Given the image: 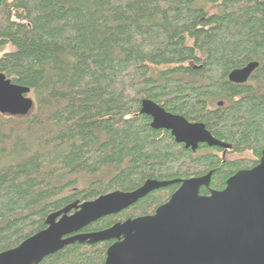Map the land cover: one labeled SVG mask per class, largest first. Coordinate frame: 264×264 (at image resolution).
I'll use <instances>...</instances> for the list:
<instances>
[{
  "label": "trees",
  "instance_id": "trees-1",
  "mask_svg": "<svg viewBox=\"0 0 264 264\" xmlns=\"http://www.w3.org/2000/svg\"><path fill=\"white\" fill-rule=\"evenodd\" d=\"M251 60L244 82L228 80ZM0 72L34 102L23 115L0 112V252L44 228L49 212L147 178L210 171L200 193L221 189L264 148V0H0ZM144 98L230 147H184L150 126ZM244 151L251 160L223 156ZM177 186L82 231L150 214ZM108 243H69L37 264H103Z\"/></svg>",
  "mask_w": 264,
  "mask_h": 264
},
{
  "label": "water",
  "instance_id": "water-1",
  "mask_svg": "<svg viewBox=\"0 0 264 264\" xmlns=\"http://www.w3.org/2000/svg\"><path fill=\"white\" fill-rule=\"evenodd\" d=\"M257 60L231 69V82H244ZM30 88L0 72V112L26 114L33 106ZM218 104H222L221 101ZM139 112L150 126L169 130L174 140L196 150L200 143L229 148L204 123L190 121L144 98ZM210 171L182 179L147 178L131 190H112L89 200L70 202L49 212L45 227L0 252V264H37L64 245L114 239L103 264H264V148L251 168L238 169L221 189L209 186ZM178 183L169 198L150 214L127 217L90 231L82 229L107 214L117 213L149 191Z\"/></svg>",
  "mask_w": 264,
  "mask_h": 264
},
{
  "label": "rangeland",
  "instance_id": "rangeland-1",
  "mask_svg": "<svg viewBox=\"0 0 264 264\" xmlns=\"http://www.w3.org/2000/svg\"><path fill=\"white\" fill-rule=\"evenodd\" d=\"M220 154L222 155V153H220ZM223 156L225 158H229V159H248V160H251L252 154L249 151H244V152H240V153H238V152H227Z\"/></svg>",
  "mask_w": 264,
  "mask_h": 264
},
{
  "label": "flooded vegetation",
  "instance_id": "flooded-vegetation-1",
  "mask_svg": "<svg viewBox=\"0 0 264 264\" xmlns=\"http://www.w3.org/2000/svg\"><path fill=\"white\" fill-rule=\"evenodd\" d=\"M259 159V158H258ZM121 221V220H120ZM106 241H108L109 243H108V245L112 242V241H114V239H110V240H106ZM107 245V246H108Z\"/></svg>",
  "mask_w": 264,
  "mask_h": 264
},
{
  "label": "bare ground",
  "instance_id": "bare-ground-1",
  "mask_svg": "<svg viewBox=\"0 0 264 264\" xmlns=\"http://www.w3.org/2000/svg\"><path fill=\"white\" fill-rule=\"evenodd\" d=\"M258 161H259V160H258ZM257 163H258V162H257ZM257 163H256V164H257ZM256 164H255V165H256ZM253 166H254V165H253ZM253 166H252V167H253ZM250 168H251V167H250Z\"/></svg>",
  "mask_w": 264,
  "mask_h": 264
}]
</instances>
